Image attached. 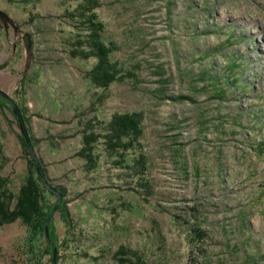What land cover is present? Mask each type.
<instances>
[{
    "label": "rangeland",
    "instance_id": "rangeland-1",
    "mask_svg": "<svg viewBox=\"0 0 264 264\" xmlns=\"http://www.w3.org/2000/svg\"><path fill=\"white\" fill-rule=\"evenodd\" d=\"M99 1L103 40L119 47L112 59L138 77L107 91L85 78L97 60L70 54L84 35L68 16L78 1L0 0L9 17L0 18V90L24 107L36 154L74 222L64 240L55 214L57 264H117L121 246L149 264H264V0ZM181 95L191 100H170ZM133 112L145 117L151 195L102 144L94 172L76 156L86 123L101 132L114 114ZM20 135L8 103L2 175L15 193L28 175ZM196 225L202 243L187 237ZM28 239L20 221L0 228V264H31Z\"/></svg>",
    "mask_w": 264,
    "mask_h": 264
},
{
    "label": "trees",
    "instance_id": "trees-1",
    "mask_svg": "<svg viewBox=\"0 0 264 264\" xmlns=\"http://www.w3.org/2000/svg\"><path fill=\"white\" fill-rule=\"evenodd\" d=\"M20 1L27 4L32 2V0ZM72 1H78L79 3L73 11H70L66 7L69 11L68 16L73 21L78 22L84 35H79L76 43L72 44L74 48L70 51L71 57L82 60L95 58L97 60L93 69L86 72L85 78L93 86L103 89V91H107L113 83H125L128 80L137 81L138 77L135 69L134 71L125 70L117 61L112 59V55L119 50V47L115 43L106 45L103 40L105 25L99 20L97 13V9L101 6L100 1L59 0V4L66 6L67 3ZM236 83L237 81H232L233 85ZM21 84L24 85V82ZM170 100L182 102L191 100V98L181 95L171 97ZM16 102L27 123L24 107L18 101ZM4 105H8V101L0 97V108L4 107ZM144 119L145 117L142 112L114 114L112 119L103 126L101 132L96 131V125H94L93 120L86 123V129L82 131L83 147L76 154L77 157L85 160V170L87 172H94L99 166L100 155L96 152V149L99 144H102L106 155L110 159H116L112 164L118 166V168L130 170V172H134L137 176L142 177L139 185L142 190L151 195L153 187L151 180L148 178L149 158L141 142L144 137ZM19 138L23 146L24 157L28 164V175L18 193L12 191L11 179L2 175V171L9 163V160L4 155L3 146L0 143V228L20 221L29 231L28 244L32 255L31 264H44L47 256L50 257L49 260L52 263V249L46 240L45 225L49 215L57 204L58 197L44 184L37 172L23 136L20 135ZM31 139L34 148H36L38 140L32 136ZM130 155H132V158L128 162L127 156ZM40 162L49 181L46 167L41 159ZM59 190L65 196V191L60 188ZM49 196L57 197V201L51 203ZM68 204L69 202L64 200L56 211V213L60 214L65 225L64 240L68 239L69 234L74 228ZM54 217L55 215L49 224V238L51 244L59 250L61 238L59 237ZM196 226L187 234L190 243H202L206 238V233L198 225ZM198 250L203 252L202 249ZM114 259L117 261V264H149L142 254L126 246H121L116 251Z\"/></svg>",
    "mask_w": 264,
    "mask_h": 264
},
{
    "label": "water",
    "instance_id": "water-1",
    "mask_svg": "<svg viewBox=\"0 0 264 264\" xmlns=\"http://www.w3.org/2000/svg\"><path fill=\"white\" fill-rule=\"evenodd\" d=\"M0 18L5 20V21H7L9 19L8 15L5 12L1 11V10H0ZM23 41H24V44L26 45V47L30 48V35L29 34L24 35ZM0 97H2L3 99L7 100L8 103L10 104V106H11L12 112H13L14 116L17 119L21 135L23 136V138H24V140L26 142V145H27V147H28V149L30 151L31 157L33 159V162L35 164V167L37 169V172H38L39 176L43 180V182L46 185V187L52 193L56 194L57 197H58V202H57L56 206L54 207L53 211L51 212V214L49 215V217L47 219V222H46V225H45L46 240H47L48 245L52 249V261H53L52 263L53 264H57V248L54 247L51 244V242H50V238H49V224H50V221H51L52 217L55 215L57 209L62 204V202L64 200V196L58 190V188L53 186L52 184H50L49 181L46 178V175H45V173L43 171L40 159L37 156L35 148L33 146L32 139H31L30 133H29V131L27 129V126H26L24 117L22 115L21 109L19 108V106L16 104V102L12 99V97L8 93L0 90Z\"/></svg>",
    "mask_w": 264,
    "mask_h": 264
}]
</instances>
